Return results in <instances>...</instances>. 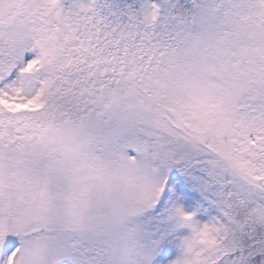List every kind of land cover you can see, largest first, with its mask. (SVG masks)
<instances>
[{
  "label": "snow or ice",
  "instance_id": "1",
  "mask_svg": "<svg viewBox=\"0 0 264 264\" xmlns=\"http://www.w3.org/2000/svg\"><path fill=\"white\" fill-rule=\"evenodd\" d=\"M0 264H264V0H0Z\"/></svg>",
  "mask_w": 264,
  "mask_h": 264
}]
</instances>
